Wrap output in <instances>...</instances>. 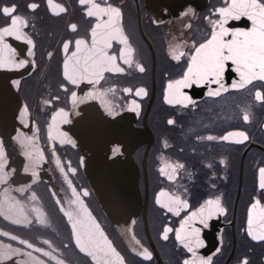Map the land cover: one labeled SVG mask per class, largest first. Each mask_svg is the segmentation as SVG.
Returning <instances> with one entry per match:
<instances>
[{"label": "flooded vegetation", "instance_id": "obj_1", "mask_svg": "<svg viewBox=\"0 0 264 264\" xmlns=\"http://www.w3.org/2000/svg\"><path fill=\"white\" fill-rule=\"evenodd\" d=\"M258 1L264 5V0ZM95 2L121 8V26L133 50V63L129 67L118 59L120 66L125 68L124 73L106 72L99 85L86 81L77 87L63 75L66 59L63 43L72 42L67 58H71L75 50L76 39H85L90 44L91 29L97 19L86 15L89 5H82L80 0H52L51 5L48 0H0V28L10 24V18L3 14L2 8L15 5V15L27 21L23 30L35 43L33 70L25 77L11 80L23 106L12 107L6 122L0 120V140L11 176L7 185H0V244L31 251L45 264H57L58 261L62 264H94L92 258L75 245L70 226L56 203L59 198L67 208L68 200L73 197L64 173L56 164L54 148L72 186L81 194L85 189L88 191L89 195L82 199L112 248L123 258V264H184L185 260L200 264L201 258L209 257L210 264H242L245 260L247 264H264V240L253 239L247 223L251 205L259 200L252 214L253 233L260 234L259 216L264 211V190L259 188V169L264 167V99H257L256 93L259 91L264 96V81L255 80L243 89H233L219 97L206 95L187 106L170 105L164 99L168 82L182 77L195 47L210 38V21L220 18L216 10L227 7L231 0ZM30 4L38 7L33 10ZM73 24L77 26L75 31L71 30ZM121 47L123 45L114 41L109 54L119 57ZM181 52L184 55L180 61L172 58L173 53ZM49 53L53 55L49 57ZM138 66L144 71L140 72ZM64 87L68 90L64 91ZM139 88H144L146 95L137 96ZM125 89L132 91L125 92ZM93 90L105 95L81 100L89 107V116L97 108L104 117L115 118L134 106L138 112L135 125L151 131L146 134L147 137L151 135V140L140 142L132 153L140 170V206L124 222L123 231L129 241L103 210L88 178L86 169L89 157L93 155L90 143L80 140L75 147L69 143L61 145L58 139L49 138L50 132L52 137H57L53 131V114L59 109L72 110L71 93L84 91L86 94ZM105 105L111 107V114ZM245 115L248 121L244 120ZM169 120L173 123L169 124ZM231 131H243L248 139L243 143L235 142L239 138L220 139ZM25 136L31 138V148L23 142ZM208 136L216 139L208 140ZM29 150H42L46 158L36 169L39 177L34 183L33 177L24 171L29 163L24 153ZM106 153L109 157L123 154V145L109 143ZM69 163L75 173L69 170ZM169 176L174 178L170 180ZM24 185H31L30 190L23 194L15 191ZM5 187L9 188L14 200L21 202L24 211L38 208L45 223L38 224L35 220L31 224L14 222L21 219L20 209H10L4 202ZM162 191L167 194L160 196L162 202L179 197L187 201L188 207L181 210L179 216L169 212L157 204ZM217 197L226 208V214L213 218L208 228L196 224L203 228L205 246L197 248L193 255L176 239V230L190 212L199 209L207 199ZM166 227L172 231L164 239ZM13 236L15 240L11 239ZM20 240L49 251L56 259L26 248ZM145 249L151 259L146 258ZM26 259L21 255L5 260L3 264H17ZM111 260L112 264H119L115 255Z\"/></svg>", "mask_w": 264, "mask_h": 264}, {"label": "snow or ice", "instance_id": "obj_2", "mask_svg": "<svg viewBox=\"0 0 264 264\" xmlns=\"http://www.w3.org/2000/svg\"><path fill=\"white\" fill-rule=\"evenodd\" d=\"M49 4H52V0H48ZM234 2V0H233ZM82 5L87 4L89 7L86 9V15L88 17H95L97 23L91 29V42L85 39L75 40V50L71 53V58H67V54L72 45L71 41H65L63 43V51L66 59L63 64V75L65 79L73 86H79L83 81L92 85H99L105 78L106 72L111 73H124L125 68L121 67L117 62L118 59L123 62L124 65L132 66V48L128 42L127 36L123 32L121 26L122 11L120 7H114L111 4L102 6L96 3L95 0H80ZM29 7L35 10L38 5L30 4ZM232 4L227 7L219 8L216 12L219 13V19L210 21L212 24V31L210 38L205 42L200 43L198 47H195V51L190 56V60L187 65L186 71L182 77L176 80H170L167 84L166 94L164 96L165 101L170 105H184L195 103V100L191 95L185 92V89H191L193 86L206 88V95L209 97H219L222 92H227L229 89H243L247 85L252 84L254 80L264 81V19L257 21L252 16L232 14L225 16L226 11H230ZM16 6H4L2 12L6 17L10 18V24L8 26L0 28V69L6 70H20L25 68L35 61L29 59H18L19 53L9 42L8 38H13L17 41H22L29 45L28 57H34L35 43L29 37L23 29L27 26V21L19 15H15ZM61 11L64 9L61 7ZM187 14V13H185ZM106 18V19H105ZM242 18H247L251 22L250 28L227 27L229 21H240ZM77 26L71 25V30L75 31ZM117 42L123 47L120 48L119 57L115 54H109V50L113 48V42ZM49 57L53 53L48 54ZM183 52L179 54H172V58L176 61H180ZM230 62V64H229ZM139 71L143 72L144 68L138 66ZM231 68V71L238 75L239 79L235 80L228 85L226 82V73ZM13 83L18 84V81ZM63 87V86H62ZM67 87H64V91H67ZM108 91H114L109 89ZM131 89H125V92H131ZM146 95L144 88L136 90V95ZM105 93H98L93 90L86 93L85 98L104 96ZM257 99H264L259 91L256 93ZM71 100L75 106L78 102H81L77 96V93L73 91L71 93ZM48 103V101H46ZM135 103V101H133ZM106 109L111 114V107L105 105ZM27 106L25 105V111ZM69 114L64 109H59L53 114V125L69 123ZM244 120L248 121V116H244ZM23 123V121H21ZM169 124L173 121L169 120ZM52 125H50V128ZM50 139H58L61 145L65 143L75 146V142L68 137L67 133L60 132L57 137H52L49 133ZM233 138L236 143H243L248 139V136L243 131H231L220 137L221 140L229 141ZM208 140H214L216 137L208 136ZM23 142L31 148L32 140L29 137H24ZM29 163L25 165V173H29L33 177V183L39 177L38 169L41 163L45 161V156L42 150H29L25 153ZM53 156L56 158V164L60 168V171L64 173L65 180L68 182V186L72 190V199L68 200V207L65 208L61 204L59 198L56 203L60 206V211L66 218L68 225L70 226L71 235L74 239L75 245L79 248L80 252L90 256L94 261V264H112L111 257L115 255L119 264H123V258L119 257V254L112 248L111 242L107 240L103 230L100 228L92 213L84 203L83 197L89 195L85 189L81 194L72 186L70 180H68V174L64 172V168L61 165L59 157L56 156L55 149L53 148ZM223 162V161H222ZM83 163V158H81ZM177 167H183L178 165ZM211 167V165H209ZM32 169L30 172L29 170ZM69 170L75 173V169L71 168L69 163ZM15 171L14 169L12 170ZM161 172L164 169L161 168ZM170 180L173 176L168 177ZM11 176L7 171V164L5 162V153L3 152V141L0 140V185H7ZM31 185L21 186L19 189H15L16 192L23 194L29 191ZM259 188L264 190V167L259 169ZM9 188L5 187L3 191V200L9 204L10 209L17 207L20 209L21 219L14 222H24L31 224L35 220L38 224H44L45 219L42 216L38 208H32L30 212L24 211V207L20 201L14 200L10 196ZM165 192H161L157 197V204L166 208L169 212L174 213L176 216L180 215L181 210L188 207L187 201L181 200L179 197H170L166 201L162 202L160 196H166ZM35 197V193L32 194ZM53 196L55 193L53 192ZM259 204V200H256L249 209L248 214V233L253 239L264 240V211L259 216L260 234L253 233L254 221L252 209H255ZM226 208L222 205L219 197L215 199H207L196 211L190 212L184 220L181 221L179 229L176 230V239L179 240L189 253L196 254V249L205 246V242L202 239L203 228L210 226V221L213 218H218L221 215L226 214ZM7 219L8 217L5 216ZM135 223V221H133ZM199 223L203 226L197 227ZM187 227V230L185 231ZM171 228H165L163 238L167 239V234L171 232ZM183 233V234H182ZM7 236V233H3ZM15 240L16 237H11ZM20 244L25 245L28 249H33L36 253H42L43 256L50 257L55 260L56 257L52 256L49 251H45L42 248H35L31 243L26 240H20ZM45 243H48L45 241ZM147 259H151V254L145 249ZM25 256L28 259L18 261L17 264H45V261L40 259L39 256H34L31 251H25L21 248H13L10 244H0V264H3L5 260H12L13 257ZM211 258H201L200 264H210ZM57 264H62L58 261ZM184 264H196L195 260H185ZM242 264H247V261H243Z\"/></svg>", "mask_w": 264, "mask_h": 264}, {"label": "water", "instance_id": "obj_3", "mask_svg": "<svg viewBox=\"0 0 264 264\" xmlns=\"http://www.w3.org/2000/svg\"><path fill=\"white\" fill-rule=\"evenodd\" d=\"M230 3L232 7L230 11L225 12V16L238 14L252 16L257 21L264 19V5L258 0H234V2L231 0ZM227 27L247 29L251 27V22L247 18H242L240 21H229ZM8 42L19 53L18 59L33 60V57L27 56L29 45L13 38H8ZM34 65L29 63L20 70L0 69V120L6 122L12 107L23 106L22 99L12 86L11 80L27 76L33 70ZM238 79V75L229 68L226 73L227 84L231 85ZM230 90L233 89L230 88ZM185 92L196 100L206 96L207 89L193 86L191 89H185ZM85 95L84 91L77 94L80 101L85 98ZM88 108L82 101L75 106L72 103V110L67 111L70 122L53 125V131L57 136L60 132L67 133L68 137L75 142V147L80 140L90 143L93 155L89 157L86 169L88 178L103 210L115 222L122 236L129 241L123 231L124 222L128 221L140 206L138 185L140 170L132 153L140 142L145 139L151 140V135L149 137L146 135L151 131L135 125L138 112L134 106L129 107L126 112L115 118L104 117L101 112L97 111V108H94L93 115L89 116ZM109 143L122 144L123 154L109 157L106 153Z\"/></svg>", "mask_w": 264, "mask_h": 264}]
</instances>
